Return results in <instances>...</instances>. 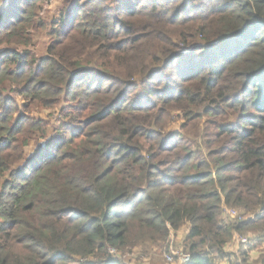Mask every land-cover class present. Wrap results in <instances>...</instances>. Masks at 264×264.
<instances>
[{"label": "trees", "instance_id": "trees-1", "mask_svg": "<svg viewBox=\"0 0 264 264\" xmlns=\"http://www.w3.org/2000/svg\"><path fill=\"white\" fill-rule=\"evenodd\" d=\"M1 1L0 264H128L184 225L187 264L264 242V0H63L37 61L45 0Z\"/></svg>", "mask_w": 264, "mask_h": 264}, {"label": "rangeland", "instance_id": "rangeland-1", "mask_svg": "<svg viewBox=\"0 0 264 264\" xmlns=\"http://www.w3.org/2000/svg\"><path fill=\"white\" fill-rule=\"evenodd\" d=\"M3 4V1L0 3V7ZM42 7V12L39 13L41 18L44 19V27L37 29L33 32L32 37H29L30 45L25 48L26 51L31 53V58L37 61L46 56V48L50 45L51 41V33L52 29L55 28V20L59 17V12L64 9L63 0H45L39 4ZM1 9V8H0ZM31 33V32H29ZM4 46H0V52L3 51ZM18 51V50H17ZM23 51V50H20ZM13 69V68H12ZM10 69V70H12ZM143 88L141 86L134 89V92L131 94L141 95V91ZM3 96L5 97H14L17 101L18 106H22L25 101L16 97L14 93H9L8 87L3 88L2 90ZM65 106V103L54 108V110H43L40 106L32 107L29 115L30 118L38 119L43 123L42 129L46 131L45 137L41 138L39 136L35 141V143H31L25 150L27 156H31L33 152L36 150L39 145L44 146L47 141H52L53 137L58 136L60 131V111L61 108ZM26 115V113H25ZM177 114H173L175 117ZM170 129L179 130L180 121L178 119H174L173 123L170 124ZM63 133V132H61ZM60 133V134H61ZM33 133L31 135H35ZM228 211H234L235 209L227 208L226 213ZM224 218L225 212H224ZM188 233V225H184L175 233H171L170 239L165 243L166 247L163 249L170 248V252L166 254L158 255L159 251L156 248H138V249H126L123 255H116V257L128 264H155L156 261H161L162 264H182L181 262V252H183V239L185 235ZM251 237H254L253 239ZM247 238L252 239L251 244L248 242H244ZM239 246H242L243 251H248L247 253V264H257L256 261L260 254L264 253V242L259 244L257 243V237H255L254 233H242V234H234L230 244L228 246V252L231 253L230 258L224 264H235L239 262L240 256L238 252ZM160 250V249H159ZM113 252V251H111ZM172 253V254H171Z\"/></svg>", "mask_w": 264, "mask_h": 264}, {"label": "built area", "instance_id": "built-area-1", "mask_svg": "<svg viewBox=\"0 0 264 264\" xmlns=\"http://www.w3.org/2000/svg\"><path fill=\"white\" fill-rule=\"evenodd\" d=\"M226 215H227L230 219H235V218H236V213H235L234 211H228V212L226 213ZM244 242H245V243H246V242L251 243L249 239H247V241H246V239H245ZM180 256H181L180 258H181V262H182V264H187L188 261H189V256L184 255V254H181Z\"/></svg>", "mask_w": 264, "mask_h": 264}]
</instances>
